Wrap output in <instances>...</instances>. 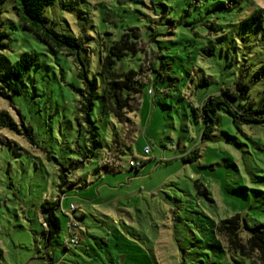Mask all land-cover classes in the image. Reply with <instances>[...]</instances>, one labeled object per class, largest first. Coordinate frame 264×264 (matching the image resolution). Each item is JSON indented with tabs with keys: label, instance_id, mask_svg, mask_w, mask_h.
<instances>
[{
	"label": "rangeland",
	"instance_id": "374dc122",
	"mask_svg": "<svg viewBox=\"0 0 264 264\" xmlns=\"http://www.w3.org/2000/svg\"><path fill=\"white\" fill-rule=\"evenodd\" d=\"M3 7L10 35L0 48V76L25 51L37 59L23 92L5 87L0 96V109L19 123V130L0 126V264H261L249 238L250 228L264 224V123L237 124L222 110L214 133L204 137L201 106L241 74L255 79L250 96L263 104L264 77L254 76L264 62V23L247 20L264 0L48 5L47 25L80 41L89 76L98 79L88 117L78 107L81 63L23 29L15 0ZM129 26L148 31L162 72L152 74L125 125L106 104L101 57ZM142 57L128 54L114 67L138 70ZM114 132L135 138L127 141L122 164L108 171L102 164ZM195 149L198 158L187 161ZM131 159L145 163L132 168ZM71 203L79 206L77 216L86 213L72 220L79 244H66ZM47 207L59 223L52 237ZM235 214L242 216L240 239L250 257L218 232L220 220Z\"/></svg>",
	"mask_w": 264,
	"mask_h": 264
},
{
	"label": "trees",
	"instance_id": "16d2710c",
	"mask_svg": "<svg viewBox=\"0 0 264 264\" xmlns=\"http://www.w3.org/2000/svg\"><path fill=\"white\" fill-rule=\"evenodd\" d=\"M6 0H0V48L7 45L6 39L9 37L4 26L3 13L4 3ZM56 0H15L17 13L21 26L26 31L34 34L40 41L45 43L53 51H64L69 56H74L81 63L82 68L79 77L82 79L84 86L76 87L80 95L78 107L87 117L92 111L95 104V97L98 93L97 77H90L85 63L80 55L81 43L71 35L63 34L53 27L47 25L45 9L48 5L53 4ZM264 23V8L259 7L253 14L248 17L247 23ZM148 31H143L137 27L129 26L125 28L121 37L115 40L110 48V52L101 57V73L104 77L103 95L109 110L115 117L125 125L131 121L129 114L140 108L143 88L152 80L153 73H161L162 68H158L159 56L152 44L153 38H147ZM142 53L140 68L122 71L116 69L114 65L117 59H121L128 54ZM37 55L33 52L25 51L13 62L9 73L0 76V96H5V87L12 93H22L26 84V75L35 63ZM163 65L164 63L161 62ZM255 78L264 77V62L257 68ZM255 79H246L244 75H239L233 83L223 86L219 94L210 95L201 106V114L205 121L206 127L204 137H210L221 119V111H228L237 124L264 123V102L260 106L255 105L252 99L251 88ZM151 89V88H150ZM153 92V91H152ZM90 120V118H89ZM94 122L90 121V125ZM0 126L9 127L19 130V123L6 109H0ZM30 133V128H26ZM95 127L91 128L92 149L96 147ZM112 143L109 144V151L105 152L104 163L102 164L108 171H115L122 164V157L125 148L128 146V140L134 139L135 136L130 132L128 138L120 132L112 134ZM107 139L105 140V143ZM199 156L198 149L193 150L185 156L187 161H193ZM141 165L132 166L138 169ZM199 185V182L197 183ZM63 185V184H62ZM65 196L66 191H62ZM58 204V205H57ZM55 205L61 206V202L56 200ZM50 215L45 217L46 225L49 226V236L59 230L58 219L54 214L53 207H47ZM70 221L68 214L64 213ZM240 214H235L231 218L220 220L218 232L229 238L230 247L239 250L243 256L250 257L246 251V245L241 242L240 231L243 229V221H240ZM86 213H81L77 219L83 220ZM68 221V227H69ZM251 236L249 238V247L260 248L261 264H264V224L250 228ZM79 244L81 242L78 233ZM69 244V243H66ZM4 255L3 248L0 246V261Z\"/></svg>",
	"mask_w": 264,
	"mask_h": 264
},
{
	"label": "built area",
	"instance_id": "2783aa9c",
	"mask_svg": "<svg viewBox=\"0 0 264 264\" xmlns=\"http://www.w3.org/2000/svg\"><path fill=\"white\" fill-rule=\"evenodd\" d=\"M152 91H153L152 89H149V93H152ZM173 148H175V145H173ZM151 150H152L151 147L147 146L144 151H145L146 154H149L151 152ZM142 161L143 160L131 159L130 160V164H131V166H138V165H141ZM78 209H79L78 205H76L75 203H71L69 209L67 211H65V213L68 214L69 217H70V221H69V236H68V238L66 240V243H74L75 244V243L79 242L78 233H76L74 231V229L76 227L74 228L73 224H72V220L74 219V217L77 219V215H76L75 212Z\"/></svg>",
	"mask_w": 264,
	"mask_h": 264
}]
</instances>
